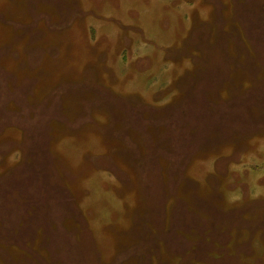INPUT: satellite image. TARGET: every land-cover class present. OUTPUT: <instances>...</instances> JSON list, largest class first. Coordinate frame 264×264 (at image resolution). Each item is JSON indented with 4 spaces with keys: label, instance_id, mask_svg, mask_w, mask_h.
<instances>
[{
    "label": "rangeland",
    "instance_id": "1",
    "mask_svg": "<svg viewBox=\"0 0 264 264\" xmlns=\"http://www.w3.org/2000/svg\"><path fill=\"white\" fill-rule=\"evenodd\" d=\"M261 91L264 0H0V264H264Z\"/></svg>",
    "mask_w": 264,
    "mask_h": 264
},
{
    "label": "flooded vegetation",
    "instance_id": "2",
    "mask_svg": "<svg viewBox=\"0 0 264 264\" xmlns=\"http://www.w3.org/2000/svg\"><path fill=\"white\" fill-rule=\"evenodd\" d=\"M28 82L31 84L30 89L32 92V88L35 87L36 84H34L35 82L32 79H29ZM100 90H106L103 92L109 94L110 95L109 98L113 99V92L110 88L103 87ZM90 91L94 92V88ZM14 104L17 105L16 103ZM172 104H166V106L164 107L157 106V107L145 108L144 106H141L139 102L133 103L130 101L129 104H127V102L124 103L123 105L116 104L115 106H113V104L112 105L107 104L105 107H106V110L113 109L114 111H117V110L120 111L119 115L116 112L112 114L111 113L108 114V119L110 122H114V124H119L120 121L122 122L128 121V123L130 122L131 124H129L130 126L127 129H131L132 126H135L134 128H137L147 123L153 122L158 117L160 119H164L162 116L167 113V109L172 107L171 106ZM28 105L32 108H36L35 106H39V105H36V103H32L30 100L28 101ZM61 108L64 109V107H61ZM160 110H161V114L159 113ZM146 111H149V112L145 113ZM88 114H91V112L86 110L84 116L87 117ZM146 114L149 115V118H155V119L146 120L145 119Z\"/></svg>",
    "mask_w": 264,
    "mask_h": 264
},
{
    "label": "trees",
    "instance_id": "3",
    "mask_svg": "<svg viewBox=\"0 0 264 264\" xmlns=\"http://www.w3.org/2000/svg\"><path fill=\"white\" fill-rule=\"evenodd\" d=\"M259 93H263V94H264V92H263V91H261V92H259ZM263 94H262V95H263ZM260 96H261V95H260ZM207 117H209V116H207ZM166 118H167V117H166ZM166 118H165V119H166Z\"/></svg>",
    "mask_w": 264,
    "mask_h": 264
}]
</instances>
